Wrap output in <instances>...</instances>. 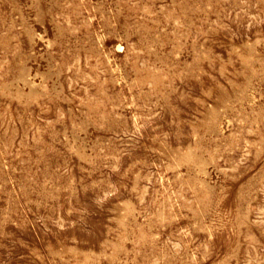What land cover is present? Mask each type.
I'll return each mask as SVG.
<instances>
[{"label":"rangeland","instance_id":"obj_1","mask_svg":"<svg viewBox=\"0 0 264 264\" xmlns=\"http://www.w3.org/2000/svg\"><path fill=\"white\" fill-rule=\"evenodd\" d=\"M0 264H264V0H0Z\"/></svg>","mask_w":264,"mask_h":264}]
</instances>
